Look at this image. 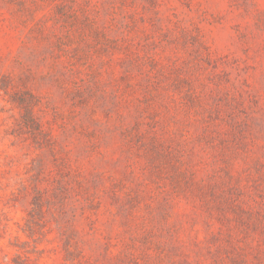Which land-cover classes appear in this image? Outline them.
I'll return each instance as SVG.
<instances>
[{
  "label": "rangeland",
  "instance_id": "rangeland-1",
  "mask_svg": "<svg viewBox=\"0 0 264 264\" xmlns=\"http://www.w3.org/2000/svg\"><path fill=\"white\" fill-rule=\"evenodd\" d=\"M0 264H264V0H0Z\"/></svg>",
  "mask_w": 264,
  "mask_h": 264
}]
</instances>
